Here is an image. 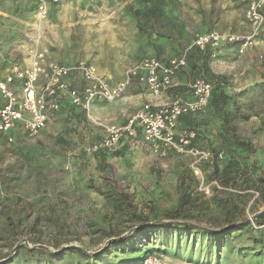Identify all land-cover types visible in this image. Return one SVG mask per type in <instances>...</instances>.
Instances as JSON below:
<instances>
[{
    "label": "rangeland",
    "instance_id": "1",
    "mask_svg": "<svg viewBox=\"0 0 264 264\" xmlns=\"http://www.w3.org/2000/svg\"><path fill=\"white\" fill-rule=\"evenodd\" d=\"M52 5L41 18L34 0H0V73L26 66L36 50L69 64L87 60L99 74L189 49L169 95H184L204 75L229 97L178 127L194 130L206 158L160 156L136 143L94 154L100 124L121 118L107 106L124 95L98 101L105 109L96 115L94 104L86 112L65 99L34 136L0 133V264H143L149 251L168 264H264V26L251 28L246 1ZM211 29L251 42L191 45Z\"/></svg>",
    "mask_w": 264,
    "mask_h": 264
},
{
    "label": "built area",
    "instance_id": "2",
    "mask_svg": "<svg viewBox=\"0 0 264 264\" xmlns=\"http://www.w3.org/2000/svg\"><path fill=\"white\" fill-rule=\"evenodd\" d=\"M61 1L34 0V3L39 16L44 18L50 5ZM245 1L246 19L251 28L258 31L264 26V0ZM239 41L246 45L251 38L211 29L197 34L191 45L204 51L209 45ZM188 50L167 59L146 55L129 67L117 82L98 74L96 67L88 61L61 63L49 60L44 51L36 50L28 65L15 66L0 77V133L19 128L27 135L34 136L62 108L65 99L72 106L88 112L97 101L120 99L128 86L137 81L152 97L145 100L125 121L100 124L102 134L90 145V150L113 154L125 143H136L149 146L160 156L173 153L206 158L208 152L191 143L194 132L181 133L177 126L183 115L205 109L212 95L213 83L196 76L186 85L184 95H169L180 84L177 75L187 65ZM76 78L80 85H73ZM142 263L168 264L156 252L145 254Z\"/></svg>",
    "mask_w": 264,
    "mask_h": 264
},
{
    "label": "crops",
    "instance_id": "3",
    "mask_svg": "<svg viewBox=\"0 0 264 264\" xmlns=\"http://www.w3.org/2000/svg\"><path fill=\"white\" fill-rule=\"evenodd\" d=\"M77 1V0H74ZM35 4V3H34ZM54 5H51V7H53ZM50 7V8H51ZM145 56V55H144ZM49 60H53V61H58L61 63H68V61H60L57 59H51L49 57H47ZM143 57H141L139 60H141ZM139 60L133 62L132 64H130L128 66L132 67L134 66V64L136 62H138ZM87 61V60H85ZM30 62V61H29ZM79 62V61H78ZM89 62V61H88ZM75 63V62H74ZM29 64V63H28ZM27 64V65H28ZM127 70V69H126ZM125 70V71H126ZM11 71V69L7 70L6 72L0 73V77L5 76L6 74H8ZM124 69L122 70V72H119V70L114 71V69H109V68H101L100 69V75L103 76L104 78H106L107 80L111 81V82H117L118 80L122 79V77L124 76L125 73ZM145 96V98H144ZM152 96H150L147 91L145 90V87L142 83H138L136 81L132 82V84H130L128 86V89L126 90V92L124 93V96L121 100H118V102L114 103L113 105H109L107 107H111L112 109H116L117 108V112L116 114L118 116H121V118H117L115 120H113V122L119 123V122H123L125 121L129 115L136 109L138 108L143 102H145V100L150 99ZM144 98V99H143ZM135 107L136 108L132 111H127L129 109V107ZM100 109H105L104 107H100V105L98 104V101L96 102V104L94 103V105L91 108V112L92 114H97ZM128 113H127V112ZM95 114V115H96ZM100 115V114H99ZM108 115V114H107ZM104 116V115H102ZM109 116V115H108ZM110 117V116H109ZM105 118V117H104ZM112 121V120H111ZM113 122H108V123H113Z\"/></svg>",
    "mask_w": 264,
    "mask_h": 264
},
{
    "label": "trees",
    "instance_id": "4",
    "mask_svg": "<svg viewBox=\"0 0 264 264\" xmlns=\"http://www.w3.org/2000/svg\"><path fill=\"white\" fill-rule=\"evenodd\" d=\"M197 50V49H196ZM200 52V51H199ZM198 76H202V77H204V78H207V79H209L212 83H213V90H212V95H211V97H210V99H209V103H208V105L210 104V103H212L213 102V104H214V102H215V104H217L216 102V100L217 99H220V102L219 103H221V104H223V103H225V100L229 97L228 96V94H224L223 93V91H221V89L220 90H218L217 91V93H215V90L216 89H218L217 87H219V84H220V82H219V80H214V78H211V77H207V76H204V75H198ZM207 105V106H208ZM218 105V104H217ZM206 106V107H207ZM205 107V108H206ZM204 111V110H203ZM202 111V112H203ZM202 112H195V113H193V114H186V115H183L182 117H180V119H179V121H178V126L177 127H179V125H180V123H181V121L184 119V118H190V117H193L194 115H196V114H198V113H202ZM187 131L186 132H189V131H192V132H194V130L193 129H191V128H188V129H186ZM195 141H196V134H195V132H194V137L191 139V143H192V145H196V143H195ZM121 149V148H120ZM118 151V150H117ZM94 154H96V155H98V154H102V155H106V153L105 152H102V151H98V153H94ZM171 154H173V153H171ZM108 155V154H107ZM258 222L259 223H261L262 221H261V218L259 217L258 219ZM155 224H157V225H160V224H162L161 222H156ZM237 224V222H233V221H231L230 222V225L233 227V226H235ZM202 227V226H201ZM202 228H204V227H202ZM206 230H207V232H209V233H211V234H213L214 232H216V230H212V229H208V228H205ZM149 252H154V251H149ZM149 252H147V253H149ZM147 253H145V254H147ZM144 254V255H145ZM143 255V256H144ZM143 256H142V261H143Z\"/></svg>",
    "mask_w": 264,
    "mask_h": 264
}]
</instances>
